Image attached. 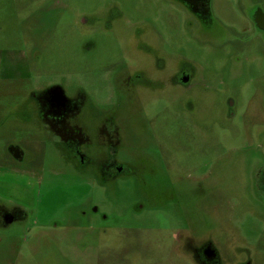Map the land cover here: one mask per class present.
Wrapping results in <instances>:
<instances>
[{
    "label": "rangeland",
    "instance_id": "1",
    "mask_svg": "<svg viewBox=\"0 0 264 264\" xmlns=\"http://www.w3.org/2000/svg\"><path fill=\"white\" fill-rule=\"evenodd\" d=\"M253 1L211 0L225 32L194 39L167 0H0V201L27 212L0 227V264H181L177 255L187 254L177 249L180 230L149 227L164 221L160 210L127 217L142 195L141 173L176 183L150 206H166L167 221L183 225L193 242H212L224 259L244 258V249L253 264H264V200L249 188V163L264 157V48L251 40L243 17ZM42 2L47 11L38 8ZM100 4L117 6L120 20L111 27L101 22V29L98 21L87 25ZM131 33L148 38L171 66L178 58L188 62L193 86L137 84L134 99L113 109L117 160L130 166L141 149L154 147L161 164L129 170L103 187L97 166L78 164L66 144L45 132L26 96L48 83L63 85L69 95L79 87L98 93L113 66L127 62L116 38ZM144 50L134 48L129 61L148 64ZM103 107L85 106L77 117L93 123ZM9 147L21 152L20 160ZM82 151L97 158L94 147ZM92 205L107 214L106 222L80 215ZM73 222L79 229L69 228ZM122 223L136 229L124 227L118 235ZM104 225L116 229L103 232ZM73 244L78 251L67 247Z\"/></svg>",
    "mask_w": 264,
    "mask_h": 264
},
{
    "label": "flooded vegetation",
    "instance_id": "2",
    "mask_svg": "<svg viewBox=\"0 0 264 264\" xmlns=\"http://www.w3.org/2000/svg\"><path fill=\"white\" fill-rule=\"evenodd\" d=\"M43 1L47 3V1L51 0ZM167 1L174 3L176 9L182 12L185 23L189 27V30L186 31L190 38L202 39V37H211L225 32L221 28L220 22L212 15L211 0ZM44 4L43 2L40 3L38 8L44 7L42 11H47ZM92 13L87 25H95V22L98 21V28L101 22H103V25L107 23L111 27L113 26V20H120L121 17V12L115 5L106 6V4H100L97 10ZM243 17L249 25L248 30L251 40L259 42L262 51L264 48L263 1L255 0L249 2L243 10ZM136 35L134 36L131 33L126 39L116 38L115 42L118 43V52L124 56L127 62L113 66L114 68L109 71V76L102 83L101 87L103 89L99 90L98 93H90L85 87H79L73 95H69L65 92L63 85L48 83L31 88L26 96V99H29L26 100L27 102L31 101L34 103L36 118L41 122L45 132L55 135L59 141L66 144L78 164H94L97 166L103 176L99 181L100 186L103 187L107 186L108 180L117 178V176L127 173L129 170H156L155 168H160L159 165L161 164L154 160V155L156 154L154 147L141 149L139 162H132L130 166L117 160L118 152L121 149V141L115 126L118 115L113 113V109L120 105L122 100L131 102L134 99V91L137 84L153 88L154 90H165L170 85H176L182 89H188L193 86L194 70L191 65H188V62H183L181 58H178L174 60L175 63L171 66V63L162 55L163 53L155 48L148 38L144 39L141 34ZM134 48L145 49L144 55H147L150 59L148 64L135 66V63H132L134 59L132 57L130 58L131 61H129L128 57L132 55ZM130 49L131 53H129ZM151 60L152 64H150ZM31 67L29 64L26 69H31ZM229 102L232 101L229 100L228 104ZM88 105H103V108L107 107V110H101L100 115L98 114L99 117H96L93 123L88 122L90 124H85L77 116L83 107ZM83 147H94L96 153H98L97 158L92 161L90 153L82 151ZM261 158L254 157L249 163V188L253 197L264 200V157L261 156ZM136 182V186H140L143 190L142 195L138 196L139 201L130 204L129 210L127 209L126 212L127 217H136L145 209L150 212L160 210L162 217H165L164 221L162 220L163 222L159 223L160 220H157L149 227L157 230L164 228L180 230L176 236L177 249L180 254L181 252L187 254L186 257L177 255V259L182 260L181 264H253V257H246L244 249L241 250L244 258L240 257V255L236 259L222 258L218 247L212 242L208 240L193 242L190 239L191 235L187 234L183 227L180 228L183 225H171L167 221L170 216L166 206L151 208L150 203L162 201L164 193L173 188L176 185L175 182L166 181L161 184V181L157 178H145L142 173L141 178L137 179ZM79 213L84 218L86 216L88 220L98 214L103 221H107V214L99 211V208L95 205H92L88 211L81 210ZM172 218L176 219L175 216ZM173 222H176V220ZM107 227L116 229L115 225H104L103 232H106ZM118 227H120V229L117 228L118 235L121 234V230L124 227L125 231L136 229L134 226L124 223ZM69 228L77 230L79 226H76L73 222ZM176 240L174 237V241ZM67 247L78 251V247L75 244ZM84 249L85 246L80 251ZM92 249L95 256H97L95 248ZM231 251L234 253L233 248Z\"/></svg>",
    "mask_w": 264,
    "mask_h": 264
},
{
    "label": "trees",
    "instance_id": "3",
    "mask_svg": "<svg viewBox=\"0 0 264 264\" xmlns=\"http://www.w3.org/2000/svg\"><path fill=\"white\" fill-rule=\"evenodd\" d=\"M16 149V147H9V153L20 159L21 152L19 150L16 152ZM18 153H20V156ZM26 216V210L19 204L0 203V227H5L13 221L22 220Z\"/></svg>",
    "mask_w": 264,
    "mask_h": 264
},
{
    "label": "crops",
    "instance_id": "4",
    "mask_svg": "<svg viewBox=\"0 0 264 264\" xmlns=\"http://www.w3.org/2000/svg\"><path fill=\"white\" fill-rule=\"evenodd\" d=\"M15 160H20L19 158L18 159H15ZM0 203H1V201H0ZM6 204V203H5ZM2 240V238L0 237V241Z\"/></svg>",
    "mask_w": 264,
    "mask_h": 264
},
{
    "label": "water",
    "instance_id": "5",
    "mask_svg": "<svg viewBox=\"0 0 264 264\" xmlns=\"http://www.w3.org/2000/svg\"><path fill=\"white\" fill-rule=\"evenodd\" d=\"M231 104H232V102H229L228 106L231 105Z\"/></svg>",
    "mask_w": 264,
    "mask_h": 264
}]
</instances>
